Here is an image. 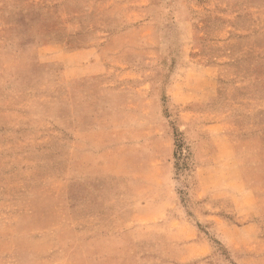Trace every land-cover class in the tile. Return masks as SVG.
<instances>
[{
  "label": "rangeland",
  "instance_id": "1",
  "mask_svg": "<svg viewBox=\"0 0 264 264\" xmlns=\"http://www.w3.org/2000/svg\"><path fill=\"white\" fill-rule=\"evenodd\" d=\"M0 264H264V0H0Z\"/></svg>",
  "mask_w": 264,
  "mask_h": 264
},
{
  "label": "crops",
  "instance_id": "2",
  "mask_svg": "<svg viewBox=\"0 0 264 264\" xmlns=\"http://www.w3.org/2000/svg\"><path fill=\"white\" fill-rule=\"evenodd\" d=\"M95 241V240H94ZM97 241V240H96Z\"/></svg>",
  "mask_w": 264,
  "mask_h": 264
}]
</instances>
